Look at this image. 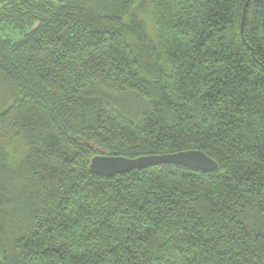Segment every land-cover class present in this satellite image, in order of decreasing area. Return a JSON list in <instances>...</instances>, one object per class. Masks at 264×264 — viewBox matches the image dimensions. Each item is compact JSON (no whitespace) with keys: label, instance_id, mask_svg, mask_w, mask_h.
<instances>
[{"label":"trees","instance_id":"16d2710c","mask_svg":"<svg viewBox=\"0 0 264 264\" xmlns=\"http://www.w3.org/2000/svg\"><path fill=\"white\" fill-rule=\"evenodd\" d=\"M248 1L0 0V264H264ZM196 150L215 172L90 170Z\"/></svg>","mask_w":264,"mask_h":264},{"label":"water","instance_id":"95a60500","mask_svg":"<svg viewBox=\"0 0 264 264\" xmlns=\"http://www.w3.org/2000/svg\"><path fill=\"white\" fill-rule=\"evenodd\" d=\"M251 0L248 1V3ZM246 4L243 20L246 15ZM244 21L242 24V32ZM160 165L183 166L194 172H215L218 164L202 151H185L175 154L142 156L135 159L125 157L97 156L92 159L90 170L93 174L101 177H113L123 175L135 170H143Z\"/></svg>","mask_w":264,"mask_h":264}]
</instances>
